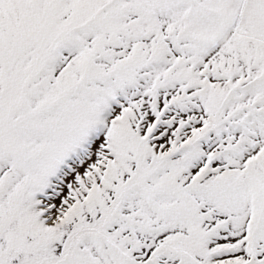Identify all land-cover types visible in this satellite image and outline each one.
Instances as JSON below:
<instances>
[{
	"label": "snow or ice",
	"instance_id": "snow-or-ice-1",
	"mask_svg": "<svg viewBox=\"0 0 264 264\" xmlns=\"http://www.w3.org/2000/svg\"><path fill=\"white\" fill-rule=\"evenodd\" d=\"M0 264H264V0H0Z\"/></svg>",
	"mask_w": 264,
	"mask_h": 264
}]
</instances>
